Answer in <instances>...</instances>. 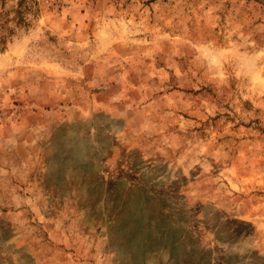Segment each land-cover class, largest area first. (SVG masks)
Returning <instances> with one entry per match:
<instances>
[{"label": "rangeland", "instance_id": "obj_1", "mask_svg": "<svg viewBox=\"0 0 264 264\" xmlns=\"http://www.w3.org/2000/svg\"><path fill=\"white\" fill-rule=\"evenodd\" d=\"M0 264H264V0H0Z\"/></svg>", "mask_w": 264, "mask_h": 264}]
</instances>
